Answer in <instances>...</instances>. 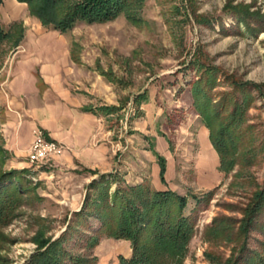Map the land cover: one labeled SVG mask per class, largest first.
<instances>
[{
  "label": "rangeland",
  "instance_id": "1",
  "mask_svg": "<svg viewBox=\"0 0 264 264\" xmlns=\"http://www.w3.org/2000/svg\"><path fill=\"white\" fill-rule=\"evenodd\" d=\"M130 5L132 21L120 13L60 35L76 42L72 50L82 55L85 78L89 74L99 82L93 104L116 108L106 125L115 136L118 165L120 155L129 162L139 151L152 155L153 140L164 137L176 170H187L179 193L187 198L184 215L194 217V233L177 264L224 262L242 243L264 261V0H131ZM24 20L34 21L26 11ZM11 48L9 43L0 48V60ZM204 67L214 68L215 75L200 84L207 93L201 114L193 106L192 88ZM139 95L145 100L136 104ZM202 124L210 142L222 148L227 169L207 191L192 187L195 134ZM6 159L0 153V171L16 170L4 168ZM17 170L22 174L13 187L15 204L0 222V264L120 263L128 250L122 241L131 249L130 241L107 237L96 232L99 222L80 223L72 216L86 192L92 199L102 190L87 191L90 180L80 176L83 170ZM113 175L124 182L121 171ZM259 198L253 229L236 236L244 210Z\"/></svg>",
  "mask_w": 264,
  "mask_h": 264
},
{
  "label": "crops",
  "instance_id": "2",
  "mask_svg": "<svg viewBox=\"0 0 264 264\" xmlns=\"http://www.w3.org/2000/svg\"><path fill=\"white\" fill-rule=\"evenodd\" d=\"M14 3L20 6L19 13L9 12ZM25 11L32 17L24 3L1 0V28L6 25L5 32L9 35L14 34L12 30L16 28L20 36L8 56L0 60V149L7 157L4 168L32 167L27 160L28 146L32 131L40 129L46 140L64 148L61 155L42 168L65 174H78L83 170L85 175L80 176L90 181L97 174L121 171L128 186L146 184L151 191H172L181 195V184L188 182L187 170H176L164 137H155L152 155L139 151L132 163L126 154L120 155L121 165H118L115 136L106 125L113 112L97 111L100 107H115L114 104H93L92 97L97 95L99 82L89 74L85 78L84 70L79 68L82 55L72 50L76 42L65 41L60 37L65 33L42 26L34 17V21L24 20ZM6 43L12 45L5 41L0 48ZM105 74L99 75L105 77ZM195 140L192 187L197 191L211 190L223 178L219 156L203 124L198 126ZM158 157L164 160L162 179ZM122 242L128 244V250L121 255L129 259L130 244ZM96 264L105 263L99 260Z\"/></svg>",
  "mask_w": 264,
  "mask_h": 264
},
{
  "label": "trees",
  "instance_id": "3",
  "mask_svg": "<svg viewBox=\"0 0 264 264\" xmlns=\"http://www.w3.org/2000/svg\"><path fill=\"white\" fill-rule=\"evenodd\" d=\"M24 3L30 16L38 22L60 34L71 31L77 24L103 23L114 19L120 13H128L131 0H16ZM1 3V0H0ZM132 21V14H127ZM20 36L18 31L7 34L0 26V45L9 41L15 46ZM72 59L75 61L74 56ZM214 68L204 67V75L192 88L193 106L201 114L207 110V93L201 83L210 82L215 75ZM205 76V77H204ZM145 100L143 95L135 98L137 104ZM115 107H100L98 112H113ZM207 126V125H206ZM220 160V172H227L222 148L211 140ZM0 153L4 152L0 149ZM160 177L164 175V160L158 157ZM231 163L227 165L230 170ZM90 174L95 172L87 171ZM22 171H0V222L6 220L14 207V184L19 181ZM115 184L112 194L107 193L108 186ZM12 188V189H11ZM102 189L90 199L85 194L84 203L78 212L72 213L77 222L88 220L99 222L100 232L107 237L128 240L132 254L129 259L120 258V264H177L184 256L187 245L194 233V217L185 216L187 198L172 191H151L146 184L128 186L116 175L100 174L89 182L87 191ZM207 197L210 192L205 194ZM193 200H197L194 196ZM259 198L246 210L236 236L246 237L253 229L254 217L262 208ZM88 208V210H87ZM87 210V211H86ZM68 227V226H67ZM213 231L218 234L215 228ZM212 259L213 257L210 256ZM213 260V259H212ZM87 263V262H86ZM52 264V263H50ZM77 264H85L79 262ZM87 264H95V260ZM217 264H264L260 256L242 243L238 250L231 251V256Z\"/></svg>",
  "mask_w": 264,
  "mask_h": 264
},
{
  "label": "built area",
  "instance_id": "4",
  "mask_svg": "<svg viewBox=\"0 0 264 264\" xmlns=\"http://www.w3.org/2000/svg\"><path fill=\"white\" fill-rule=\"evenodd\" d=\"M63 151L64 148L59 144L46 140L40 129H34L28 146L27 160L30 165L41 167Z\"/></svg>",
  "mask_w": 264,
  "mask_h": 264
},
{
  "label": "bare ground",
  "instance_id": "5",
  "mask_svg": "<svg viewBox=\"0 0 264 264\" xmlns=\"http://www.w3.org/2000/svg\"><path fill=\"white\" fill-rule=\"evenodd\" d=\"M10 11H12V12H16V13L18 12V13H19V10H18L17 6H15V5L12 6V7H10L9 12H10Z\"/></svg>",
  "mask_w": 264,
  "mask_h": 264
}]
</instances>
